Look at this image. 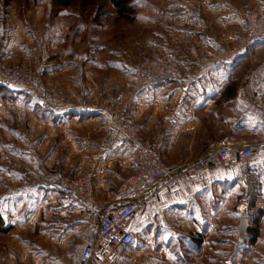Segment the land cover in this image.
<instances>
[{"label":"crops","instance_id":"1","mask_svg":"<svg viewBox=\"0 0 264 264\" xmlns=\"http://www.w3.org/2000/svg\"><path fill=\"white\" fill-rule=\"evenodd\" d=\"M205 1V14L193 9L166 13L174 25L168 46L161 33L158 42L146 43L147 57L161 52L177 57L184 65L181 78L124 92V103L142 126V142L155 145L158 156L168 158L169 166L165 164L175 180L127 225L134 241L117 258L119 264H210L205 245L210 231L202 224L199 229L198 210L214 189L222 192L218 195L222 198L247 180L239 176L245 164L236 156L226 163L198 166V159L213 146L254 148L255 185L264 188V38L247 39L242 16L248 8H264V0ZM65 12L50 11V19L41 28L36 16L42 18L43 12L34 13L35 21L30 16L20 21L14 4L5 6L0 18V61L17 64L35 56L38 66L45 65L37 73L45 74L48 94L57 89L55 75H71L77 61L74 64L69 56H85V44L80 41L83 27L72 30L70 20H64ZM116 51L111 48L106 56H125ZM130 62L114 60L117 69L107 71L117 73ZM12 89L13 94L18 91ZM103 109L90 110L66 99L52 101L50 109L39 103L0 101V128L7 139L13 136L19 142L15 151L29 157L32 177L50 173L51 179L55 172L76 176L92 170L96 205L113 210L136 196L129 184L119 190L133 175L132 147L109 135ZM88 123L97 126L96 133L77 130ZM22 141L29 142V148H23ZM29 188H36L29 197L22 192L0 195V212L10 227L0 233L4 234L0 264H80L94 223L42 182H30ZM71 253H78L77 262L69 261Z\"/></svg>","mask_w":264,"mask_h":264},{"label":"rangeland","instance_id":"2","mask_svg":"<svg viewBox=\"0 0 264 264\" xmlns=\"http://www.w3.org/2000/svg\"><path fill=\"white\" fill-rule=\"evenodd\" d=\"M128 2L135 4L132 14L134 18L130 21L118 18L117 9L111 0H75L70 6L65 7L64 20H70L72 30L83 27V31L80 33V41L82 40L85 44V56H69L71 60L75 59L74 64L77 61L75 67L71 69V75L68 77L55 75L58 82L57 89L50 91L49 94L46 89L45 74L37 73V71L44 69L39 68V66L45 65L40 63L38 66L37 63L40 60L35 61V56H26V62L23 63L3 62L27 75L32 79L34 85L28 88H18V91L15 90L12 95L3 93L4 86H0V101L39 103L41 108H43L44 103H48L51 108L52 101L74 100V102H78L90 110L103 107V112L107 117L114 115L118 119H121L123 110L133 111L123 101L125 100L124 92L131 88L134 89L132 86L133 67L136 62L148 56L146 55V43L158 42V34L161 33V36L164 34V39L166 38V45L170 44L168 38L173 36L174 25L166 13L180 9L190 12L193 9L198 14L201 12L205 14L204 8L207 4L205 0H128ZM11 4L17 7L20 13L17 19L20 21H28L29 16L30 20L35 21L34 13L37 15L43 12L42 18L36 16L37 26L40 28L50 19L48 14L50 11L52 12L51 4L53 5L52 0H14L7 5ZM7 5H4L3 1L0 0V18L4 16V7ZM161 15H165V17L163 18ZM188 20L189 14L185 22L189 23ZM179 30V28L175 29V31ZM164 39L160 42L164 43ZM172 40L170 39L171 42ZM100 47L104 48L101 54ZM111 48H115L116 53L119 52L125 56H106L111 53ZM125 59L131 61V65L124 66L117 73L107 71L117 69L112 63L114 60ZM34 88L37 90L35 91ZM31 91L34 93L33 95ZM110 103L113 105L112 107H108ZM23 111H28V109L23 108ZM69 118H74V116ZM18 123L23 124L22 121ZM105 125L104 127H106ZM74 126L77 127V125ZM77 130L94 134L97 132V126L94 123H88L78 126ZM2 131L0 128V195L13 197L22 192L29 197V194H33L32 191H36V188H29L30 182L39 181L44 186H48L50 173H43L37 179L32 177L33 170L30 166L29 157L16 152L15 144L19 142H16L12 135V139H7ZM21 144L25 149L30 146L29 142L22 141ZM163 160L167 165L170 163L168 158H163ZM250 162L254 164V155ZM242 163L245 164L243 161ZM252 183L254 185L252 190L248 189V182L243 179V182L236 189H231L225 193L226 195H222V198H220L221 195L218 197L222 192L215 189L213 193L211 192L210 197L204 198L206 205L198 210L199 229L201 224L209 227L210 236L206 239L205 245L209 249L207 255L212 258L210 264H264V216L260 222L259 236L256 242L250 243L247 237L252 218L261 208L260 206H264V188L255 185V178ZM25 185L28 186L27 190L22 188ZM38 190L41 189L38 188ZM51 190L53 191V189ZM1 196L0 198H3ZM244 218L247 221L243 224ZM245 224L247 225L246 232L243 240L238 243L240 228ZM3 235H0V240L4 239ZM0 246H4V244L2 243ZM78 258V253H71L69 261L73 263V260H76L77 262Z\"/></svg>","mask_w":264,"mask_h":264},{"label":"built area","instance_id":"3","mask_svg":"<svg viewBox=\"0 0 264 264\" xmlns=\"http://www.w3.org/2000/svg\"><path fill=\"white\" fill-rule=\"evenodd\" d=\"M242 16L246 37L250 40L264 38V8L246 9ZM183 69L184 65L180 60L169 53L146 57L136 62L133 67L132 86L135 90H141L148 86L177 81L181 78ZM33 85L34 82L27 75L0 61V86L28 88ZM42 107L50 109L48 103H44ZM106 129L110 136L120 137L132 147L133 175L119 190L131 185L136 193L133 200L113 210L99 208L93 198L92 170L76 176L56 172L48 180L50 189L56 191L68 204L80 208L84 217L94 223L81 250L80 264H119L117 258L123 256L134 241V235L127 225L148 201L157 198L160 190L171 187L175 180L173 170L158 156L156 146L142 142V126L137 122L133 111L123 110L121 119L114 115L108 116ZM254 153L255 149L250 146H213L205 156L198 159L197 165H218L236 156L245 163V170L239 176L247 178L248 189L252 190L256 171L250 160Z\"/></svg>","mask_w":264,"mask_h":264},{"label":"trees","instance_id":"4","mask_svg":"<svg viewBox=\"0 0 264 264\" xmlns=\"http://www.w3.org/2000/svg\"><path fill=\"white\" fill-rule=\"evenodd\" d=\"M4 5H7L11 3L14 0H2ZM75 0H52L53 5L51 4V10L53 13H57L64 9L65 7L70 6ZM113 6L117 9V15L118 18L124 19V20H132L134 17L132 16L134 12V5L130 4L128 0H111ZM4 93H8V95H11L13 92V89L10 87H3ZM262 216H264V208H259L257 210L256 215L252 218L251 226L248 228V241L250 243H255L258 236H259V230H260V222L262 219ZM9 226H6L4 224V219L0 212V233H6L9 230Z\"/></svg>","mask_w":264,"mask_h":264},{"label":"bare ground","instance_id":"5","mask_svg":"<svg viewBox=\"0 0 264 264\" xmlns=\"http://www.w3.org/2000/svg\"><path fill=\"white\" fill-rule=\"evenodd\" d=\"M246 221H247V219L244 218V219H243V224L246 223ZM246 227H247L246 224L241 226V228H240V233H241V234H244V233H245Z\"/></svg>","mask_w":264,"mask_h":264},{"label":"water","instance_id":"6","mask_svg":"<svg viewBox=\"0 0 264 264\" xmlns=\"http://www.w3.org/2000/svg\"><path fill=\"white\" fill-rule=\"evenodd\" d=\"M246 232V230H245ZM244 234H239L238 243H240L243 240Z\"/></svg>","mask_w":264,"mask_h":264}]
</instances>
